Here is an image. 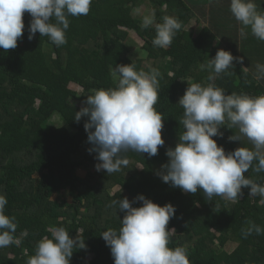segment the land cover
Returning a JSON list of instances; mask_svg holds the SVG:
<instances>
[{"label":"trees","instance_id":"trees-1","mask_svg":"<svg viewBox=\"0 0 264 264\" xmlns=\"http://www.w3.org/2000/svg\"><path fill=\"white\" fill-rule=\"evenodd\" d=\"M254 2L264 12L263 0ZM142 7L155 13V23H162L164 16L182 23L170 47L153 46L155 24L143 28V17L134 15ZM31 19L25 12L23 37L15 49L0 48V194L8 200L5 214L16 218L14 235L19 241L0 248V264H27L38 242L51 238L53 227H64L73 239L78 235L84 240L86 247L73 249L70 264H114L101 234L109 228L119 230L124 213L108 205L139 195L175 207L167 225L175 229L168 247H184L190 264H264V234L253 232L244 238L241 232L250 221L264 228L261 197H251L250 189L243 188L237 201L219 196L208 200L202 190L184 192L157 174L168 163L166 151L175 148L184 131V109L178 102L188 85L213 83L226 94L264 95V77L255 79L260 75L256 65L264 64V41L250 29L246 37L238 35L241 24L230 12V0H92L88 15L69 17L67 43L60 47L39 32L29 40ZM193 21L202 27L194 31ZM130 33L143 42L140 59L131 57ZM221 49L243 62L233 61V75L209 81L210 71H201L200 63ZM131 63L137 71L157 68L161 73L155 107L164 116L165 144L153 157L122 153L128 165L107 174L96 170V153L88 151V117L79 122L74 117L87 106L93 90L116 87L113 67ZM71 84L79 91L70 89ZM220 132L223 136L213 139L226 153L252 147L247 140L230 141L239 131L228 129L227 122ZM244 175L264 185V172L250 169ZM132 206L141 207L142 202ZM25 229L26 237L21 235ZM228 244L235 245L230 252Z\"/></svg>","mask_w":264,"mask_h":264},{"label":"clouds","instance_id":"clouds-1","mask_svg":"<svg viewBox=\"0 0 264 264\" xmlns=\"http://www.w3.org/2000/svg\"><path fill=\"white\" fill-rule=\"evenodd\" d=\"M92 0H0V48L7 52L18 46L23 37L25 12L32 17L28 27V39L36 33L48 37L56 47L67 43L66 31L69 17L86 16L90 12ZM230 12L240 22V36L246 37V29L258 40L264 41V12L258 10L254 0H230ZM162 23H155V13L151 12L142 19V27L155 24L156 36L153 46H171L182 23L175 17L164 16ZM54 21V22H53ZM233 57L225 50L200 63V70H209V81L221 74L233 75ZM264 77V64L256 65ZM116 81L115 88L93 90L87 96L86 107L75 114V121L88 117L84 124L88 133L90 153H96L99 161L97 171L107 174L118 172L128 165L122 153L129 151L158 154V148L165 144L162 139L164 116L155 105L159 99L160 71L135 70V64L116 65L111 70ZM178 104L184 109L180 124L184 131L179 136L175 148L166 151L168 163L162 165L163 171L157 173L164 183L195 194L202 190L204 197L211 200L214 196L237 201L243 196V188L250 189V196L261 197L264 203V185L245 177L251 169L256 173L264 172V95L226 94L224 89L209 83L188 85ZM228 123V129L237 128L239 135L229 137L230 141L246 138L251 148L239 147L225 152L213 137H222L220 128ZM137 201L141 207H133ZM8 204L6 196L0 194V248L19 241L15 237L18 227L16 218L5 214ZM110 208L124 213L119 230L109 228L101 236L111 250L114 264H190L184 247L169 248V221L176 209L172 204L160 206L143 195L133 201L127 197L112 200ZM51 238L45 236L36 247L35 255L29 257L27 264H70L74 248L86 247L78 235L73 239L64 227L50 229ZM247 238L253 232L264 234V228L248 222L241 230ZM22 236H27L25 229Z\"/></svg>","mask_w":264,"mask_h":264},{"label":"rangeland","instance_id":"rangeland-1","mask_svg":"<svg viewBox=\"0 0 264 264\" xmlns=\"http://www.w3.org/2000/svg\"><path fill=\"white\" fill-rule=\"evenodd\" d=\"M147 8H149V7H147ZM147 8H143V7L142 8H139V10L134 11V15L137 16V17H139V18H142L145 15H148L149 13H151V11H150V9H147ZM201 25H203V24H201ZM201 25L200 26H197L196 23H194V21L191 22V27H193L194 31H195V29L201 28L202 27ZM238 35H240V34L238 33ZM45 40L50 43L48 37H45ZM142 44H143V42L141 40H139V38L136 35H134L133 33H130V36L128 38L127 45L130 48V51H131L130 54H131V57L132 58H134V59H140V58L143 57L142 53L138 50V48L141 47ZM69 88L72 89V90H74V91H79V88L77 86H75V85H72V84L69 85ZM242 139L243 140H247L246 138H243V137H242ZM77 174L79 175V177H84L85 172L84 171H81V170H78L77 171ZM116 190L117 189L111 190V194H115ZM66 202H67V204H70V199H68ZM234 247H235L234 244H228V246L226 247V250L228 252H230V251H232L234 249Z\"/></svg>","mask_w":264,"mask_h":264},{"label":"crops","instance_id":"crops-1","mask_svg":"<svg viewBox=\"0 0 264 264\" xmlns=\"http://www.w3.org/2000/svg\"><path fill=\"white\" fill-rule=\"evenodd\" d=\"M263 3H264V0H263Z\"/></svg>","mask_w":264,"mask_h":264}]
</instances>
